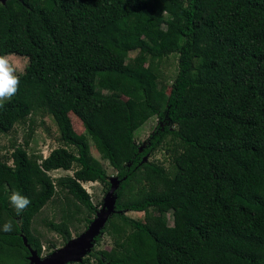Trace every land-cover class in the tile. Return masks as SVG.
I'll list each match as a JSON object with an SVG mask.
<instances>
[{"label":"trees","instance_id":"1","mask_svg":"<svg viewBox=\"0 0 264 264\" xmlns=\"http://www.w3.org/2000/svg\"><path fill=\"white\" fill-rule=\"evenodd\" d=\"M8 54L28 61L0 107V134L19 123L28 130L0 153V264H30L23 234L42 256L33 222L56 195L63 219L46 225L64 245L70 226L96 217L81 183L107 192L111 183L86 136L119 182L101 230L112 247L67 264H264V0H6L0 55ZM171 58V81L146 66ZM37 113L59 131L61 145L45 157L28 152ZM152 117L139 151L135 132ZM159 149L168 168L143 161ZM58 169L73 173L51 177ZM13 190L31 200L19 216ZM163 206L174 210L172 225Z\"/></svg>","mask_w":264,"mask_h":264},{"label":"rangeland","instance_id":"2","mask_svg":"<svg viewBox=\"0 0 264 264\" xmlns=\"http://www.w3.org/2000/svg\"><path fill=\"white\" fill-rule=\"evenodd\" d=\"M134 55V54H132ZM10 59L15 63L17 67V74L23 73L26 65H27V58L23 56H17L15 54H8ZM146 66L152 70L156 71L159 70L161 74L168 79L169 81L172 80L174 77V73L176 71V58L174 60L171 58L170 60L163 61L160 64V67L155 65L146 64ZM160 68V69H159ZM168 91V90H167ZM164 108V105L162 106ZM35 131L32 135L30 140V144L28 146L29 153H39L42 157H45L49 154V152L60 146L61 142L59 141V131L57 126L55 125L54 121L51 119L50 116H42L40 113L33 115ZM70 119L73 124L74 130L78 134L84 133V127L81 121L70 113ZM158 120L156 117H152L145 122L138 130L135 132V140L137 143L141 144L140 146L144 145L149 138L150 134L154 130L155 126L157 125ZM28 130L27 123H19L16 124L8 133L0 134V153L6 156H9L13 150V144L15 145H22L24 141V136ZM85 136V135H84ZM90 142V151L94 158L99 160V162L103 165L104 169L106 170L107 176L109 179L116 178V171L115 169L108 164L107 161L102 159L99 153L96 151L95 147L92 145V142L88 136L85 137ZM145 160L155 161L157 163H162L165 167H169L168 155L164 153V150L159 149L156 150L153 154H149L145 157ZM11 163V160L8 161ZM72 171L70 170H63L58 169L49 172L51 177L59 178L61 176H68L72 175ZM84 189L89 193L92 203L100 209L105 201L107 190L105 187L99 182H82L81 183ZM65 202L63 196L56 195L53 198V201L45 205L42 211L37 215L33 222V226L36 229L37 235L40 237L42 242V257L50 255L57 249H60L64 246L62 237L56 233L51 231L48 226L46 225L47 221H54V222H61L62 217V206ZM166 210V215L168 219V224L172 225L173 220L175 219L174 210L168 206L162 207ZM125 215L136 219H142L144 217L143 212H135V211H124ZM72 232V239L77 238V232L79 234L83 233L87 227L83 225V223H74V227H71ZM50 242L55 244V249L49 250L47 247ZM112 247L111 239L105 233H100V238L98 241H93L91 248L95 250H102V249H110ZM87 254H84L85 257Z\"/></svg>","mask_w":264,"mask_h":264},{"label":"water","instance_id":"3","mask_svg":"<svg viewBox=\"0 0 264 264\" xmlns=\"http://www.w3.org/2000/svg\"><path fill=\"white\" fill-rule=\"evenodd\" d=\"M6 0H0L4 3ZM145 146H140L139 151H142ZM145 161V157L143 158ZM111 187L106 195L103 206L97 210L96 217L90 223L88 228L81 233L77 238L71 239L62 248L55 250L50 255L42 257L37 254L36 250H33L27 243V238L23 234L24 244L30 250L29 261L30 264H67L72 262H80L84 254H87L92 249V243L95 241V237L100 235L101 230L107 221L110 213L114 211L115 195L114 191L118 185L117 178L109 179Z\"/></svg>","mask_w":264,"mask_h":264},{"label":"clouds","instance_id":"4","mask_svg":"<svg viewBox=\"0 0 264 264\" xmlns=\"http://www.w3.org/2000/svg\"><path fill=\"white\" fill-rule=\"evenodd\" d=\"M19 86L20 77L17 74L15 63L8 55H0V107H3L4 101H10L17 94ZM9 202L18 216L31 204V200L18 190L11 192ZM3 230L11 232L13 230L12 223L6 222L3 225Z\"/></svg>","mask_w":264,"mask_h":264}]
</instances>
